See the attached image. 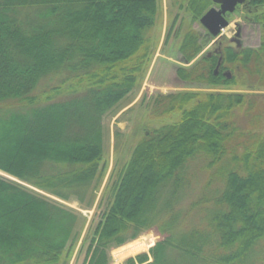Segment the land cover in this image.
I'll return each instance as SVG.
<instances>
[{
  "label": "trees",
  "instance_id": "trees-1",
  "mask_svg": "<svg viewBox=\"0 0 264 264\" xmlns=\"http://www.w3.org/2000/svg\"><path fill=\"white\" fill-rule=\"evenodd\" d=\"M263 5L250 0L246 9ZM24 8L39 18L19 19ZM157 8V0H0V172L15 179L0 174V264H64L84 222L60 200L92 207V193L83 203L102 179L103 119L145 75ZM181 42L187 61L200 53L194 31ZM214 63L204 56L177 75L211 87L237 77L264 86V36L257 49L223 50L230 78L215 74ZM256 96H155L150 119L160 126L145 133L113 182L85 264H110L112 248L151 229L148 252L124 264H264V133L251 128L264 111ZM170 115L175 120L162 123ZM196 172L207 182L184 210Z\"/></svg>",
  "mask_w": 264,
  "mask_h": 264
},
{
  "label": "rangeland",
  "instance_id": "rangeland-1",
  "mask_svg": "<svg viewBox=\"0 0 264 264\" xmlns=\"http://www.w3.org/2000/svg\"><path fill=\"white\" fill-rule=\"evenodd\" d=\"M157 0L158 12L156 23L153 29L150 31V39L152 41V52L148 61L147 70L143 79L138 84L137 88L126 98L119 107L112 112L108 113L103 119L104 139L103 148L104 155L102 166V179L100 186L96 191H91L90 194L85 196V203L88 201V197L91 193L94 194V201L91 208L81 207L76 198L72 197L69 201L60 200L64 205L77 210L80 213L83 220V226L81 228L79 237L74 246L66 249L62 256L64 264H85L86 250L89 245L90 237L93 234L95 227L101 220V214L108 206L111 199V187L115 180H117L123 167L128 163L133 149L138 142L144 137L145 133L155 127L160 126V121H154L150 119L151 115V102L158 94H168L177 92H195L199 94L211 93V92H237L245 93L248 95H258L257 105L258 110L264 111V86H255L256 88H250L248 82L245 79L237 77V80L233 84L225 86H208L204 83L195 81H184L177 75V69L180 67H191L195 62L200 60L206 55L208 51H212L213 48L208 47L211 43L212 37H206L200 32H203L197 15L194 19H191L190 15H186L182 19H174L171 21V13H168L169 4L172 0ZM181 7L186 0H174ZM203 10L208 6L206 2ZM264 6V5H263ZM166 8V9H165ZM247 7L237 9L233 14L228 15L229 26L225 29V45H228V37H232L235 33V23L239 22L243 25V29L240 35L242 39L243 47L257 49L261 43V37L264 36V24H261L258 19H262L260 16L264 12V7H259L256 11H247ZM176 9V8H175ZM184 13V12H183ZM19 19L31 18L37 19L39 15L35 13L34 9L24 8L19 9L15 13ZM257 19V20H256ZM178 27V28H177ZM177 29V30H173ZM173 30V31H172ZM169 31V33H168ZM194 31L198 35L199 44L202 45L201 52L194 58L191 63L187 64L186 58L180 50L181 41L183 36L189 32ZM206 37V38H204ZM235 47V45H232ZM226 71H222L224 74ZM228 73L233 74L235 70L228 69ZM236 76V75H235ZM255 115L260 114V112ZM264 115V114H263ZM162 123L172 122L176 116H169ZM240 127L242 129H248V120L245 118L243 111H238ZM245 118V120H244ZM256 132L264 133V118L260 122L254 121L251 123ZM249 130V129H248ZM200 165L199 162L193 163L192 168L197 170ZM1 175L13 179L12 177L0 172ZM206 174L196 172L195 176L191 177V184L185 189V195L182 198V203L179 204V208L187 209L188 204L200 195L204 184L207 182ZM15 180V179H13ZM55 198L53 196H50ZM191 221L196 222L199 220L200 211L193 210L190 212ZM152 237H156L154 231L147 230L139 235L136 239L125 243L122 246L112 248L110 250V264H124L125 260L129 257H133L141 252H148L152 245ZM147 243V247L137 249L136 246ZM71 248V249H70ZM70 249V250H69Z\"/></svg>",
  "mask_w": 264,
  "mask_h": 264
},
{
  "label": "flooded vegetation",
  "instance_id": "flooded-vegetation-1",
  "mask_svg": "<svg viewBox=\"0 0 264 264\" xmlns=\"http://www.w3.org/2000/svg\"><path fill=\"white\" fill-rule=\"evenodd\" d=\"M250 1V0H247ZM208 3V6L201 12V14L199 15V23H200V19L201 17L210 9L214 8L216 10H220L221 9V5L219 3H215L212 0H186V2L184 3V5L181 7V5L179 4V6H177V2H175L174 0H172V2H170L169 4V9L167 10L168 13H171L170 17H171V21H174V19H182L183 17H185L186 15H190L191 19H194V17L197 16L196 11H198L200 9V4L201 3ZM195 3L194 8H192V5ZM160 4L162 5V0L160 1ZM247 2L238 5L236 10L234 12H232L231 14L235 13L237 11V9L246 7ZM176 8V9H175ZM166 9V8H165ZM184 12V13H183ZM230 13L226 12L224 15L225 19H228V15ZM184 19V18H183ZM230 23H228L227 26H225L223 28V30L220 32L218 37H213L210 32L200 23L201 27L204 29L203 32H200V37L202 36V34H205L206 37H212L211 43L209 44L208 47L213 48L212 51H208L206 53V57L208 58H215V63H214V71H216V74L219 73V71H226L228 72L227 68H224L222 66V53L223 50L225 48H230L232 50H236V49H243L245 47H243L242 44V39L240 38H236V33L232 36V37H228V45H225V37H224V31L226 28H228ZM235 30H238V28L240 29V31L242 32V27L243 25L239 22L235 23ZM178 28V27H177ZM173 30H177V29H173ZM172 30V31H173ZM169 33V31H168ZM204 37V38H206ZM232 45H235V47H232ZM201 52V51H200ZM223 75H227L225 72Z\"/></svg>",
  "mask_w": 264,
  "mask_h": 264
},
{
  "label": "water",
  "instance_id": "water-1",
  "mask_svg": "<svg viewBox=\"0 0 264 264\" xmlns=\"http://www.w3.org/2000/svg\"><path fill=\"white\" fill-rule=\"evenodd\" d=\"M215 3L221 5L220 10L214 8L207 11L200 19L201 24L213 35L217 36L221 29L228 24V21L224 18L226 12H233L238 4L244 3L246 0H212ZM237 37L240 36V29H238ZM216 73V71H215ZM227 77L230 74L227 73Z\"/></svg>",
  "mask_w": 264,
  "mask_h": 264
},
{
  "label": "bare ground",
  "instance_id": "bare-ground-1",
  "mask_svg": "<svg viewBox=\"0 0 264 264\" xmlns=\"http://www.w3.org/2000/svg\"><path fill=\"white\" fill-rule=\"evenodd\" d=\"M146 247H147V243H142V244L136 246L137 249H140V248L144 249Z\"/></svg>",
  "mask_w": 264,
  "mask_h": 264
}]
</instances>
